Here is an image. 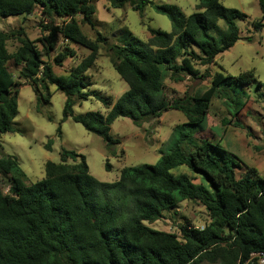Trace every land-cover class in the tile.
Wrapping results in <instances>:
<instances>
[{
	"label": "trees",
	"instance_id": "1",
	"mask_svg": "<svg viewBox=\"0 0 264 264\" xmlns=\"http://www.w3.org/2000/svg\"><path fill=\"white\" fill-rule=\"evenodd\" d=\"M107 2L109 9L129 4L142 15L150 6L170 19L172 31L149 28L146 48L135 40L120 46L102 34L93 41L82 32L78 17L93 30L97 25L91 0H0V19L30 16L39 10L46 22L42 32L48 34L33 41L21 29L0 31V136L18 132L15 120L21 85L8 68L10 62L21 66L20 78L30 82L38 102L50 103V86L65 94L63 121L72 119L101 137L109 152L114 153L120 142L111 135L119 118H129L141 127L176 110L187 121L175 128L177 135L157 164L126 167L114 183L97 180L85 156L65 149L61 162H47L45 177L35 183L16 156L0 158V173L11 180L8 194L0 190V264H259L256 255H264V177L257 169L247 168L237 179L238 157L218 143L195 136L204 130L215 98L236 103V111L230 112L235 117L244 104L231 99L229 91L236 94L254 83L264 87L254 70L237 77L209 70L241 40L236 22L248 16L225 7L221 0H200L197 12L189 16L176 6L150 0ZM259 6L262 18L254 22L256 30L264 27V0H259ZM13 38L20 46L10 53L7 42ZM60 41L90 51L67 77L55 75L52 64L43 59L57 51ZM102 47L129 87L115 103L90 91L87 73L95 67ZM74 57L76 51L66 47L53 62L62 67ZM199 67L206 70L202 73ZM167 77L173 83L210 79L211 86L200 95L186 93L170 99L165 92ZM92 96L104 103L107 113L76 115L74 107ZM230 123L223 121L224 126ZM58 135H62L61 127ZM52 144L50 140L47 148ZM183 166L206 184L172 173ZM106 169L111 170L109 162ZM185 201L201 203L209 223L203 228L187 223L178 234L145 225L163 219Z\"/></svg>",
	"mask_w": 264,
	"mask_h": 264
},
{
	"label": "rangeland",
	"instance_id": "2",
	"mask_svg": "<svg viewBox=\"0 0 264 264\" xmlns=\"http://www.w3.org/2000/svg\"><path fill=\"white\" fill-rule=\"evenodd\" d=\"M91 1L96 7V28L93 30L83 24L81 17H78L77 21L82 32L93 41L99 33L116 45L123 46L135 40L146 48L150 38L149 28L172 31L170 19L157 13L150 6L142 15L134 11L129 4L123 9H109L107 0ZM150 1L158 5L176 6L187 16L197 12L200 3V0ZM221 3L227 8L240 10L248 18L246 21L236 22L241 40L216 59L209 67L211 74L224 71L237 77L241 73L254 70L257 79L264 83V27L256 30L254 26V22L262 18L259 0H221ZM42 25H46V22L39 10L30 16L0 19V31L10 33L21 29L33 41L47 37L48 34L42 32ZM38 45L42 48L40 44ZM19 46L17 38L7 42L10 53L16 52ZM66 47L74 49L76 57L66 60L62 67H58L54 64L53 58ZM89 54L90 51L86 48L60 41L57 51L51 57L44 56L43 59L52 64L55 75L67 77L69 72ZM8 68L16 82L21 85L18 99L19 115L15 120L18 132L0 136V145L3 147L0 149V158L5 155L16 156L32 183L45 177L47 162H61V152L64 149L85 156L90 173L97 180L114 183L119 180L121 171L126 167L157 164L174 141L177 135L175 128L187 121L186 116L176 110L165 112L160 119L144 123L141 127L136 126L129 118H119L111 127V135L120 141L114 146L112 153L107 150L106 143L101 137L86 131L81 124L75 123L72 119L63 121L66 95L58 91L56 86L49 87L52 94L50 103H40L30 82L20 78L21 66L10 62ZM199 68L202 73L206 70L205 67ZM87 75L92 83L90 91L111 98L113 103L129 89L128 84L115 71L110 54L103 47L95 67ZM165 84L166 94L170 99H174L183 97L186 93L190 96L203 94L210 88L211 80L186 78L184 82L173 83L167 77ZM229 95L231 99L244 104L240 113L232 117L230 112L236 111V103L230 100L227 103L226 100L215 98L204 130L196 132L195 136L197 139L207 138L218 143L238 157L240 166L235 169L237 179L246 174L247 168L257 169L264 177V87L259 88L254 83L252 86L239 89L236 94L229 91ZM74 111L76 115L88 112L107 113L104 103L94 96L76 105ZM225 119L231 121L227 126L223 125ZM59 127L62 130L61 137L58 135ZM50 140L53 144L51 149H48L47 144ZM107 162L110 163L111 170L106 169ZM172 173L176 176L186 174L197 185L206 184L202 177L186 166L179 167ZM10 187V176L0 173V190L8 194ZM187 223L194 228H203L209 223L207 210L201 203L182 202L178 209L166 213L163 219L155 223L146 222L145 225L154 230L178 234L181 227Z\"/></svg>",
	"mask_w": 264,
	"mask_h": 264
},
{
	"label": "built area",
	"instance_id": "3",
	"mask_svg": "<svg viewBox=\"0 0 264 264\" xmlns=\"http://www.w3.org/2000/svg\"><path fill=\"white\" fill-rule=\"evenodd\" d=\"M255 256V255H254ZM259 257V264H264V255L263 254H258L256 255Z\"/></svg>",
	"mask_w": 264,
	"mask_h": 264
}]
</instances>
